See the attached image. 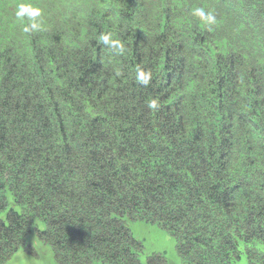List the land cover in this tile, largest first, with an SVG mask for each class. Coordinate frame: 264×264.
Masks as SVG:
<instances>
[{
	"label": "trees",
	"instance_id": "obj_1",
	"mask_svg": "<svg viewBox=\"0 0 264 264\" xmlns=\"http://www.w3.org/2000/svg\"><path fill=\"white\" fill-rule=\"evenodd\" d=\"M13 3L0 263L36 256L33 232L55 264H142L129 218L166 230L184 264H264V0Z\"/></svg>",
	"mask_w": 264,
	"mask_h": 264
},
{
	"label": "rangeland",
	"instance_id": "obj_2",
	"mask_svg": "<svg viewBox=\"0 0 264 264\" xmlns=\"http://www.w3.org/2000/svg\"><path fill=\"white\" fill-rule=\"evenodd\" d=\"M0 5L14 7L10 5V0H0ZM127 227L138 242L141 243L139 259L142 264H147V258L153 255L161 256L159 264H184L180 255L176 251V243L166 230L156 224L146 223L141 220L126 218ZM38 227L43 229V224ZM36 253V256L29 254L24 248H20L16 253L0 264H55L53 255L48 245L36 239L32 232L26 242ZM234 264H248L244 256Z\"/></svg>",
	"mask_w": 264,
	"mask_h": 264
},
{
	"label": "clouds",
	"instance_id": "obj_3",
	"mask_svg": "<svg viewBox=\"0 0 264 264\" xmlns=\"http://www.w3.org/2000/svg\"><path fill=\"white\" fill-rule=\"evenodd\" d=\"M23 8L24 6L21 5V10L17 12V15L22 17L23 16ZM193 15L198 17L200 19L201 22L207 24V25H211L215 23V16L212 12L210 11H205L203 8L197 7L193 10ZM36 25H33V28H35ZM103 41L105 44H109L111 47H114L116 49H118L119 51H123V46L121 44H119L118 41H112L110 40V38L108 36H104L102 37Z\"/></svg>",
	"mask_w": 264,
	"mask_h": 264
}]
</instances>
